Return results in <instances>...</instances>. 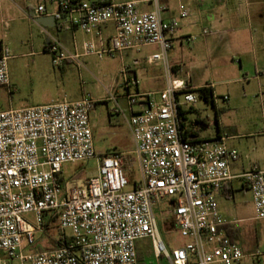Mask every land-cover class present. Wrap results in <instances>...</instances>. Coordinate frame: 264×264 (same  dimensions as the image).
Segmentation results:
<instances>
[{"label":"built area","instance_id":"obj_1","mask_svg":"<svg viewBox=\"0 0 264 264\" xmlns=\"http://www.w3.org/2000/svg\"><path fill=\"white\" fill-rule=\"evenodd\" d=\"M165 1L149 0L150 11H142L136 1L49 0L56 6L52 13L45 5L37 7L39 15L52 16L57 29L73 37L70 49L43 28L49 39L44 49L54 66L75 62L82 68L83 58L122 56L158 46L159 52L147 61L163 65L167 84L158 94L132 93L139 82L124 68L130 112L119 105L115 111L123 116L135 142L142 175L141 183L130 191L124 154L96 150L91 122L97 107L94 100L65 99L0 111V264H140L142 240H149L156 257L170 264H241L248 256L228 236L231 222L217 200V194L237 178L232 162L240 153L228 146L225 136L190 138L184 106L195 105L198 99L187 80L173 78L170 51L180 26L176 20L164 19ZM190 16V9L181 5L180 18ZM109 25L113 32L107 34ZM79 32L86 36L81 42ZM184 39L191 43L196 37ZM11 58L9 48H2L0 87L9 90ZM113 100L118 103L116 97ZM136 106L142 108L134 110ZM93 159L98 175L86 180L85 186L78 184V177L65 180V165ZM238 178L252 192L257 218L264 220V169L253 166ZM165 199L173 201L170 212L187 240L172 252L154 212ZM28 213L36 215L39 228L25 219ZM49 216L56 217L66 241L29 252L39 243L36 233L46 234ZM261 255L258 251L251 256Z\"/></svg>","mask_w":264,"mask_h":264},{"label":"rangeland","instance_id":"obj_2","mask_svg":"<svg viewBox=\"0 0 264 264\" xmlns=\"http://www.w3.org/2000/svg\"><path fill=\"white\" fill-rule=\"evenodd\" d=\"M3 1L5 5H8L6 2L8 0H0V4ZM31 3L37 5L38 1L32 0ZM17 15L20 19L10 23L9 28H5L0 19V50L8 47L12 56L8 62L11 90L8 87H0V111L19 109L46 101L58 102L65 99L75 101L84 98L94 100L97 102V109L92 116L96 127L94 137L96 150L99 153L114 150L124 154V168L130 181L126 190H133L142 180L135 142L124 118L121 115L109 117V112L118 107L113 97L127 94L125 79L129 72L124 74V68L135 67V61L140 57L139 52L127 51L122 56H106L103 59L91 56L81 59L84 64L82 68L75 62L65 64L62 68L56 67L53 64L52 55L44 49L43 41L46 37L40 34L38 24ZM189 67L188 64V70ZM191 72L200 81L207 78L209 73L215 75L211 69L206 71L205 68L191 70ZM216 77H213L214 80H217ZM237 90L239 91V87ZM132 91L134 92L135 89ZM255 91L257 92L255 88L251 90V92ZM194 93L200 110L190 114L192 116L201 114L204 118L215 121L216 109L213 104L202 99L199 93ZM221 96L218 95L217 99L221 100ZM261 96L257 92L247 102L242 103L240 111L224 114L223 122L229 136L234 137L233 142L237 143L238 151L245 164L249 165V168L258 166L264 169V136L260 135V132L264 131V100ZM119 102L127 111V99L120 98ZM65 170L68 176L65 178L66 181L69 178L78 177L77 182L83 187L86 180L98 175V163L96 159L69 163L65 165ZM234 189V198L224 201L221 209L227 220L235 223L244 233L241 244L248 256L241 264H264V220L257 218L252 192L244 185L243 180H235ZM171 206L170 199L161 200L156 204L154 212L161 236L172 252L182 247L187 240L182 237L175 223L174 216L170 212ZM24 217L34 227L39 228L34 213L25 214ZM61 233L57 227L53 226L46 235L36 233L38 245L27 250L37 252L53 248V239L59 238ZM70 233L68 230L67 234ZM138 250L140 264H170L168 260L156 257L149 240L139 242ZM258 251L262 253L261 256H251V253ZM9 264L19 263L15 261Z\"/></svg>","mask_w":264,"mask_h":264},{"label":"crops","instance_id":"obj_3","mask_svg":"<svg viewBox=\"0 0 264 264\" xmlns=\"http://www.w3.org/2000/svg\"><path fill=\"white\" fill-rule=\"evenodd\" d=\"M31 1L8 0L6 1L8 5H5L4 1L0 4V19H2L5 28H9L10 23L20 19L17 18V14H19L21 18L38 24L40 34L46 37L43 41L44 48L49 39L43 32V28L50 34L57 36L72 49V35L59 31L52 16H43L36 12L38 6L45 5L48 11L52 13L56 10V6L50 4L49 0H37V5H33ZM91 2L111 3L122 1L92 0ZM136 2H138L142 11L153 9L149 0ZM165 5L164 19L176 20L180 26L178 40L175 41L173 49L170 51L173 78L187 80L192 91L205 87L210 88L214 96L213 102L210 103L216 109L215 121L206 119L201 114L197 116L190 114L193 111L198 112L200 110L198 101L195 105L184 106L185 117L191 126L190 138L212 139L225 136L227 137L228 146L239 150L237 143L233 142L234 137L229 136L226 131L223 115L240 111L243 106L242 103L247 102L257 92L262 95V100H264V0H166ZM181 5H185L190 9L191 16L188 19L180 18ZM41 17L46 18L45 25L37 22V19ZM204 29H209L211 33L204 35ZM112 32L113 28L109 25L106 33ZM187 36H195L196 40L189 43L184 39ZM77 37L80 42L86 39V36L81 32L77 33ZM159 50L158 46H149L137 51L140 56L136 59L138 64L129 69L128 77L137 79L139 84L137 87H132L130 92L158 94L166 88L167 81L163 65L147 61L150 55L159 52ZM1 51L2 49L0 54ZM70 63L72 62L66 64ZM188 64L190 66L189 70ZM202 68H205L206 71L211 69V72H215L214 76H217V80H214L213 73H209L210 75L207 78L200 81L191 72V70ZM238 87L239 91L237 90ZM253 88L257 92H251ZM132 89H135V91L133 92ZM221 89H223L222 93L220 92ZM126 91L128 92L127 88ZM218 95H222L221 100L217 99ZM125 96L117 97L118 103L115 101L117 105L121 106L120 98L126 99ZM226 96L229 97L228 101L224 100ZM49 102L53 101L40 102L32 106ZM141 108L142 106H136L134 110H140ZM115 110L109 112V117L121 115ZM127 112H130L129 105ZM92 116L93 113L91 122L95 137L96 127ZM260 133L264 136V131ZM249 169V165L245 164L241 154L238 159L232 162V172L237 178L233 179L217 194L220 211L224 216L221 205L224 201H230L234 198V181L241 180L238 177ZM230 225L234 231L233 238L242 246L241 240L244 233L235 223L231 222ZM243 249L245 250L244 247Z\"/></svg>","mask_w":264,"mask_h":264},{"label":"trees","instance_id":"obj_4","mask_svg":"<svg viewBox=\"0 0 264 264\" xmlns=\"http://www.w3.org/2000/svg\"><path fill=\"white\" fill-rule=\"evenodd\" d=\"M193 92L199 93L200 97L202 99H204L208 103L213 102V100H214L213 91L210 88H206L205 87V88H201V89H195V90H193ZM55 220H56L55 216H49V217L46 218V224H45V226L47 228L46 234L50 230V227L53 226V227H57L58 228ZM226 229H227V232H228V236L231 238V240L236 242V240L233 238L234 237V231L231 229V225H228ZM58 230L61 233L59 228H58ZM62 235L63 234L61 233L59 238L53 239V242H54L53 247L59 246L60 244H62L63 241H66V240H63Z\"/></svg>","mask_w":264,"mask_h":264},{"label":"water","instance_id":"obj_5","mask_svg":"<svg viewBox=\"0 0 264 264\" xmlns=\"http://www.w3.org/2000/svg\"><path fill=\"white\" fill-rule=\"evenodd\" d=\"M37 22L45 25L46 24V18H44V17L38 18Z\"/></svg>","mask_w":264,"mask_h":264}]
</instances>
